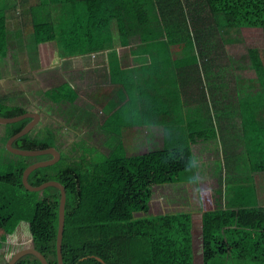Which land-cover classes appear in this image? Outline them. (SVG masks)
Here are the masks:
<instances>
[{"label": "trees", "instance_id": "1", "mask_svg": "<svg viewBox=\"0 0 264 264\" xmlns=\"http://www.w3.org/2000/svg\"><path fill=\"white\" fill-rule=\"evenodd\" d=\"M8 5L12 16L7 13ZM132 17L137 28L129 20ZM10 18L20 27L32 22L34 47L54 43L61 58L115 48L113 19L120 36L130 37L138 32V46L147 49L151 63L159 64L169 57L171 64H179L176 59L180 60L181 56H166L160 51L185 47L190 53L188 65L201 67L206 81L199 85L197 99L189 88V99L198 101L195 111L223 113L235 109L239 113L237 103L247 101L256 123L251 139L257 149L246 151L245 148L242 156L247 155L249 163L264 160V49L247 47L255 70L253 76L243 75L241 62L236 64V59L227 52V45L242 40L238 35L241 30L264 29V0H0V59L8 57L11 51ZM220 48L227 57L224 64L219 62L217 51H213ZM51 49L46 50L44 59L51 56ZM42 63L40 56L37 65ZM114 74L110 61L111 82L123 84L128 98L118 101L119 108L109 117L117 115L122 119L118 126L123 128L126 120L131 119L132 124L140 127L145 122L138 123L131 111L132 82L118 81ZM226 77L233 80L231 88L225 82ZM224 84L228 86L226 92L222 90ZM233 90L235 107L228 104V92ZM43 93L52 101V110L69 113L77 105L84 111L85 106L77 103L78 89L67 80ZM41 105L40 100L39 111ZM28 110H31L29 104L10 105L6 95L0 94V115L12 116ZM85 113L86 110L82 116L72 117L84 120ZM30 120L31 117H25L3 123L0 131V230L3 232L0 247L22 221H27L33 245L49 264H58L60 188L50 185L34 191L23 183V172L28 165L52 155H21L6 147L9 137ZM207 122L204 120L201 126L207 127ZM50 125L40 132L32 128L15 139L13 145L34 149L54 146L58 141L67 148L76 141L74 136L61 134ZM70 148L65 153L61 151V158L54 164L38 167L29 174L34 185L56 179L66 186L64 264H195L193 213L150 212L158 185L188 182L193 179V174L188 173L192 169L196 177L200 152L193 143H168L136 154H127L115 146L99 160H91L90 155L77 158V151ZM226 156L225 165L229 162ZM249 163L246 170L250 171ZM250 172L241 171L234 176L226 173L211 190L213 207L202 210L201 217L202 264H264V179L259 181L254 176L250 179ZM186 173L192 178H186ZM227 176L231 178L228 180ZM15 264L42 262L29 253Z\"/></svg>", "mask_w": 264, "mask_h": 264}, {"label": "rangeland", "instance_id": "2", "mask_svg": "<svg viewBox=\"0 0 264 264\" xmlns=\"http://www.w3.org/2000/svg\"><path fill=\"white\" fill-rule=\"evenodd\" d=\"M6 9L7 13L12 16L11 7L8 5ZM132 19L133 17L129 20L132 21ZM112 23L113 27L115 28L114 30H116L117 26L114 19ZM132 25L133 27L137 28V23L133 22ZM32 26L33 24L30 22L28 24H23L20 27V25L16 24V22L12 20V18L9 20L11 51L9 52L8 57L5 59H0V74H5L8 77L6 79V83L0 82V94L6 95V101L8 104H29V108L33 109L34 106L31 102L34 101L37 103L38 100L39 102L41 100L42 105L39 111L41 118L33 128L37 132H40L43 131L47 125L51 124L52 126H50L54 130L57 129V131H59L61 134L64 133V135H66L68 132L74 134L76 141L73 144H69L67 148L66 146H61V143L58 141L54 146L63 153H65L66 150L71 146V150L77 151L75 153V157L77 158L90 155L91 160H99L105 157L111 148L115 146L127 154H136L145 151L146 149L144 150L141 148V146H135L131 143V134L138 130V125L134 123L132 124V119L131 121L126 120L127 125H125L123 128L121 125L118 126L120 123H122V119L120 120L118 119L117 115H113L112 119L107 122L104 127H100L101 124H99V121L102 117V114L104 113V116L107 117L112 112V108H116V105L119 104L117 103L120 99L118 95V89L110 87L93 89L91 92L93 98H91V101L86 103L88 110L84 114L85 116L83 118L84 121H86L85 123L83 120H79L76 117L75 119L73 118L74 116L72 117V115L82 116V114L85 112L80 111L81 108L77 105H73V108L70 109L69 113H61L59 111L52 110V101L47 95L44 96L45 93H43L47 89L42 88L37 82H33L31 84L33 86L32 88H25L29 90H24L21 87V85L24 83L23 81L26 78L24 74H26V70L29 69L30 64L35 66L40 63V56H38L36 50L40 52L41 47H34L35 42L32 39ZM18 33H21L19 37ZM234 33L236 34V32ZM134 34L139 36L138 32L136 31ZM238 35L242 40L230 43L227 45L228 50H226L232 58L236 59V64L241 62L242 67L240 69L243 75L253 76L255 75V70L251 66L247 53V47L257 46L261 49H264V29L246 28L245 31L241 30ZM131 38L132 37L129 36L119 37L120 44L132 47V43L129 40ZM217 39H219V37H217ZM132 40H134V38ZM213 51H217V55H220L218 57L219 62L224 64L227 61L224 49H213ZM55 53L59 55V49L57 46H55V51H53L51 56L47 55L48 59H52ZM90 54L92 53H88V55ZM55 66L56 70H58V65ZM229 79H231L229 81H233L232 78ZM227 81L228 79L226 77L225 82ZM68 83L72 86L70 81ZM222 87V90L225 92L228 91L227 84H224ZM40 96H43V98ZM237 105L241 112L246 114L250 112V108L245 101L237 103ZM51 114L60 116L61 119L65 118L63 123H65L67 126L65 127L62 126L61 123L55 122L53 117L50 116ZM2 125L4 124L0 122V131L2 130ZM86 126L87 131L86 129L84 130ZM79 131L82 133L86 131V133H83L80 135V137H78L75 133ZM239 132L240 131H237V133H235L232 130H223V132H219V135L218 133H215L214 136H212L208 141H205L203 144H199V146L197 145L195 147L196 150H202L200 153H197L199 156V168L198 173H196V177H194V169L188 170V173L193 174V179L189 180L188 182L158 185L154 189L153 198L151 200V213L175 212L181 210L191 211L193 213L195 264H202L203 261L201 217L202 210L212 208L214 204L210 189L213 190V187L215 188L217 186L218 179H220L222 175H226V173H233L234 176L241 174V171H243L244 174L250 172L249 170H246L249 163L247 158H245L247 155L242 156V152L245 147L240 143L241 140L238 138ZM224 141L231 142V154H228V146ZM222 142L225 150L222 149ZM225 156L227 157V161H229L226 165L224 160ZM229 159L232 160V165H230ZM253 167L254 169H257V167H261V165L259 166L258 163H253ZM188 173L185 175L186 178L189 176L192 178V175H189ZM230 178V176H227L228 180ZM225 180L226 178H224V180L222 179L223 182ZM198 181L204 182L197 183ZM1 231L2 230H0V240L3 239V232ZM30 245H32V236L29 222L22 221L16 228L15 233L8 236L6 242H4L0 248V254L3 255L2 259L7 261L11 254L16 250Z\"/></svg>", "mask_w": 264, "mask_h": 264}, {"label": "crops", "instance_id": "3", "mask_svg": "<svg viewBox=\"0 0 264 264\" xmlns=\"http://www.w3.org/2000/svg\"><path fill=\"white\" fill-rule=\"evenodd\" d=\"M114 29L112 23L115 42V48L112 50L101 48L99 51L93 52L90 55L80 54L66 58H61L55 53L52 60L44 59V54L48 53L46 50L49 48H52L49 52V54H52L53 51H55L56 45L52 43L48 46H40L41 49L38 53L43 63L35 66L30 64L29 69H27L26 74H24L26 78L21 87L24 90H29L25 88H32L33 86L31 84L37 82L42 88L51 89L65 80L68 82L70 81L72 86L79 91L80 96L77 103L85 106V108L82 107L84 111L88 110L86 103L93 98L91 94L93 89L116 88L119 90L118 95L120 99L118 101H124L128 98V94L124 91L123 84L120 82L113 83L110 79V61H112L113 71H115L114 77L117 78L118 81L125 80L127 82H132L131 111L134 119H136L138 123L142 122V120L145 122L138 127V130L131 134L132 145L141 146V148L146 149L160 148L168 143H179L184 145L191 142L194 144L195 148L197 145L199 146V144L208 141L215 133L219 135V132L221 133L223 130H232L235 133L240 131L238 138L241 140L240 143L246 148V151L257 149L251 139L254 128L256 127L251 110L249 112L251 114H246L244 112L238 113L235 109L223 113L220 111H214L213 113L195 111V103L197 104L198 102L196 99L199 95V85L206 81L201 67L199 69L198 65H193L191 67L188 65L190 60L188 49L185 47H172L170 50L164 49L160 51V54L166 56L167 54L181 56L182 58L180 60H178V58L176 59V61H179V64H171L169 62L171 58L169 57L163 59L159 64L151 63L152 60L150 55L145 52L147 49H141L138 46L140 42L139 36L135 34L130 36L132 37L129 39L132 43V47L124 46L120 44L119 37L121 36L118 32V28H116V30ZM133 38L134 40H132ZM194 59L195 58H191V61H194ZM55 65H58V70H56ZM190 71L192 72L190 73ZM7 78L5 74H0V82L6 83ZM190 82L196 84L191 86L193 84H189ZM230 82L231 81H228V86L231 88L233 83L230 85ZM189 88L192 89L191 94L196 99H189ZM228 97V104L235 107L234 90L228 92ZM245 102L247 103V101ZM31 103L34 108L30 111H39V100L37 103L34 101ZM120 103L116 105V108H112L113 110L111 109L112 112L119 108ZM191 109H194V111H190ZM109 115L105 117L104 113L102 114L99 121V124H101L100 127H104L105 124L110 121L109 119H111V117H109ZM52 117L53 119L57 118V123H61L62 126H67L65 123L61 122L62 119L60 116L57 117L53 115ZM204 120L208 121L207 127L201 126ZM84 122L86 123V121ZM189 128L193 131H189ZM85 129L87 131V126L84 130ZM86 131L83 133H86ZM83 133L79 131L75 134L82 135ZM67 134L71 137L74 136V134L70 132ZM224 142L228 146V154H231V142ZM222 147V149L225 150L223 142ZM197 151L201 152L202 150ZM253 163H258L261 167L254 169ZM249 168L251 171L249 174L250 179L252 176H254L255 179L259 178V181L264 179L263 159L252 160L249 164ZM246 177H248V175L245 176V180L247 181ZM2 258L3 255L0 254V262L4 263L5 261Z\"/></svg>", "mask_w": 264, "mask_h": 264}, {"label": "water", "instance_id": "4", "mask_svg": "<svg viewBox=\"0 0 264 264\" xmlns=\"http://www.w3.org/2000/svg\"><path fill=\"white\" fill-rule=\"evenodd\" d=\"M25 117H31V120L19 131L14 133L9 137V139L6 142V147L8 150H10L13 153L21 154V155H41V154H51L52 156L45 159H39L37 161H34L30 165L26 167V169L23 172V183L24 185L30 189V190H41L46 188L50 185H55L60 188L61 191V198H60V205H59V226H58V234H57V260L58 264H64L63 261V236H64V228H65V210H66V200H67V191L66 186L56 179H50L47 180L39 185H34L30 183L29 181V174L36 168L41 166H48L51 164H54L61 158V151L56 148L55 146H49L45 148H34V149H28V148H20L13 145L15 139L18 137L26 134L29 132L36 123L40 120L41 114L38 111H26L21 114L12 115V116H4L0 115V122L2 123H10V122H16L20 121ZM34 254L36 255L42 262V264H49L46 256L37 249L33 243L30 246L22 247L18 250H16L10 258L8 259L6 264H15L16 261H18L22 256L26 254ZM98 259H100L102 262L104 260L100 256H96Z\"/></svg>", "mask_w": 264, "mask_h": 264}]
</instances>
